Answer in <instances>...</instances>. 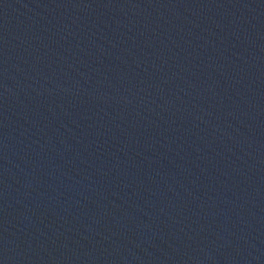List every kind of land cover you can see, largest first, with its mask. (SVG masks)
<instances>
[{
    "label": "water",
    "instance_id": "95a60500",
    "mask_svg": "<svg viewBox=\"0 0 264 264\" xmlns=\"http://www.w3.org/2000/svg\"><path fill=\"white\" fill-rule=\"evenodd\" d=\"M0 264H264V0H0Z\"/></svg>",
    "mask_w": 264,
    "mask_h": 264
}]
</instances>
